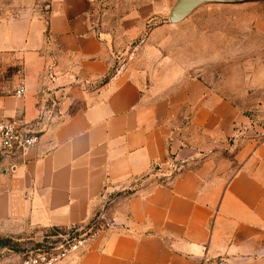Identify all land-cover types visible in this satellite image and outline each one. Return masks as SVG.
<instances>
[{
    "label": "crops",
    "instance_id": "obj_1",
    "mask_svg": "<svg viewBox=\"0 0 264 264\" xmlns=\"http://www.w3.org/2000/svg\"><path fill=\"white\" fill-rule=\"evenodd\" d=\"M90 15L88 0H52L48 19L0 23V122L43 130L23 160L0 162V224L86 225L108 192L136 187L114 228L62 264H264V141L226 156L215 138L245 119L208 82L153 101L127 69L105 81L113 52ZM201 153L170 186L153 182L170 156Z\"/></svg>",
    "mask_w": 264,
    "mask_h": 264
},
{
    "label": "rangeland",
    "instance_id": "obj_2",
    "mask_svg": "<svg viewBox=\"0 0 264 264\" xmlns=\"http://www.w3.org/2000/svg\"><path fill=\"white\" fill-rule=\"evenodd\" d=\"M51 1L0 0V23L23 16L48 19ZM88 1L96 34L113 52L114 70L132 72L151 100L174 99L180 86L200 79L220 90L245 119L234 122L232 137L215 138L228 146V158L248 141H264V87H257L264 81V0L207 3L178 24L168 21L176 0ZM184 119L186 124L189 117ZM181 135L188 134L183 130ZM205 158L201 153L189 165L170 156L167 170L157 178L197 167ZM118 193L108 192L100 207L114 226L115 210L124 198ZM45 232L30 224H0V264H20L36 253Z\"/></svg>",
    "mask_w": 264,
    "mask_h": 264
},
{
    "label": "built area",
    "instance_id": "obj_3",
    "mask_svg": "<svg viewBox=\"0 0 264 264\" xmlns=\"http://www.w3.org/2000/svg\"><path fill=\"white\" fill-rule=\"evenodd\" d=\"M24 94V87L16 92L18 97ZM42 133L43 130L30 127L22 120L3 119L0 122V162L23 160L29 151L39 145ZM113 226L107 212L102 210L97 221L91 225L46 231L42 248L24 258L20 264H61L72 255L86 252Z\"/></svg>",
    "mask_w": 264,
    "mask_h": 264
},
{
    "label": "water",
    "instance_id": "obj_4",
    "mask_svg": "<svg viewBox=\"0 0 264 264\" xmlns=\"http://www.w3.org/2000/svg\"><path fill=\"white\" fill-rule=\"evenodd\" d=\"M229 0H176L170 10L168 21L171 24L183 22L187 17L200 6L207 3H229ZM223 264V263H221Z\"/></svg>",
    "mask_w": 264,
    "mask_h": 264
},
{
    "label": "trees",
    "instance_id": "obj_5",
    "mask_svg": "<svg viewBox=\"0 0 264 264\" xmlns=\"http://www.w3.org/2000/svg\"><path fill=\"white\" fill-rule=\"evenodd\" d=\"M115 72H116V71H115L114 68H113V69L110 71V73L106 76L105 81L109 80V79L111 78V76H112ZM158 170H160V165H159V164L154 165V171L156 172V171H158ZM181 173H182V172H181ZM177 175H179V174H177ZM177 175L174 176V174H172L170 177H159V178H157V176H156V177L154 176V181H156L155 183H156L157 186H158V185H159V186H161V185H164V186H170V184H167V181H171L172 179L174 180V178H175ZM149 178H151V177H150V176H147V177H144L142 180H146V179H149ZM173 180H172V181H173ZM136 191H137V188L134 187V188H131V189H127V190H125V191H123V192H119V193L117 194V196L131 197V196L135 195ZM112 196H113V195H111V197H112ZM101 212H102V209L99 208L98 211L96 212V214L91 218V220H90L86 225H91L92 223L96 222L97 219H98V217L100 216V213H101ZM75 226H79V225H73V226H70V227H75ZM52 229L64 230V229H66V227H63V228H51V229H46V231H47V232H51Z\"/></svg>",
    "mask_w": 264,
    "mask_h": 264
}]
</instances>
